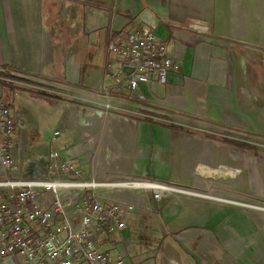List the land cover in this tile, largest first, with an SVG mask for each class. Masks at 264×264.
<instances>
[{
  "label": "crops",
  "instance_id": "0c3cea01",
  "mask_svg": "<svg viewBox=\"0 0 264 264\" xmlns=\"http://www.w3.org/2000/svg\"><path fill=\"white\" fill-rule=\"evenodd\" d=\"M197 20L208 22V34L189 30ZM138 28L154 30L178 70L168 84L153 85L154 98L147 95L143 102H136V93L123 92V108L132 107L127 111L137 122L133 128L118 116L95 115L86 93L103 82L106 74L114 73L116 64L107 49L111 34ZM252 38L264 43V0H0V104L25 125L19 131L15 154L19 174L43 176L46 156L56 149L84 169L87 177L97 180L103 176L115 179V173H120L126 180L150 177L167 181L172 172L168 158L174 149L173 136L166 127L146 122L148 113L155 115L156 110L142 104L191 111L204 105L211 108L213 119L222 121V114L235 116L253 100L246 82L248 58L245 53L240 61L245 71L240 78L243 84L237 85L235 60L230 55L225 60L224 46ZM108 63L112 67L107 68ZM33 89L37 91L33 93ZM19 90L26 92L16 108ZM11 93L13 103H6L5 97ZM39 121L52 124L49 144L29 140V133L37 134ZM54 131L59 137L51 142ZM159 201L148 196L143 208L129 217L127 228L102 237L99 249L124 257L125 264H215V245H210L207 235L216 229L215 218L203 211L163 232L156 239L163 241L161 250L145 245L133 252L136 234L150 228L147 220ZM173 209L174 217L184 210ZM224 217L229 213L225 216L222 210L221 219Z\"/></svg>",
  "mask_w": 264,
  "mask_h": 264
},
{
  "label": "built area",
  "instance_id": "2783aa9c",
  "mask_svg": "<svg viewBox=\"0 0 264 264\" xmlns=\"http://www.w3.org/2000/svg\"><path fill=\"white\" fill-rule=\"evenodd\" d=\"M188 28L209 33L203 20ZM107 49L116 64L114 73L86 93L95 115H114L124 105L125 91L137 93L139 99L154 98L153 85L168 84L178 70L168 47L151 29L112 33ZM24 127L9 107L0 104V264H125L124 257L100 250V239L127 228L129 217L143 208L146 192L155 201L166 193L132 189L128 183H160L131 182L120 173L113 176L116 181L87 177L56 149L46 156L43 176L10 175L19 171L15 154ZM58 137L54 131L51 142ZM131 191L138 193L130 195Z\"/></svg>",
  "mask_w": 264,
  "mask_h": 264
},
{
  "label": "rangeland",
  "instance_id": "374dc122",
  "mask_svg": "<svg viewBox=\"0 0 264 264\" xmlns=\"http://www.w3.org/2000/svg\"><path fill=\"white\" fill-rule=\"evenodd\" d=\"M253 33L257 35V31ZM253 38L250 42L243 40L240 43L230 42L224 46L225 60L229 55L235 60V73L239 77L237 85L243 84L240 78L244 76L242 73L245 67L241 68L240 61L247 53L245 54L248 58L246 71L249 78L246 82L252 89L253 95L252 102L248 103L250 108L240 107L233 117L222 114L223 120L221 121L213 119L209 113L211 108L204 105L199 111H191L173 109V107L167 110L159 105L153 107L150 104H142L143 107L156 110L155 115L148 113L150 118L146 119L151 120L153 116L155 122L174 127L169 129L173 136L172 146L174 148L168 158V162L172 165V172L167 181L150 177L128 178L127 181L144 179L152 183L159 182L171 188L178 187L186 192H194L196 195L166 192L159 201L158 209L155 207L151 209L153 211H150L152 215L147 220L150 228L146 227L144 232L139 231L136 234L134 240L137 242L132 244L133 252L134 249L135 253L140 252L141 247L145 245H149L153 250L154 248L157 251L161 250L160 245L163 241L158 242L156 239L162 236L163 232H170L175 228V224H182L181 220L184 218L195 216L196 213L203 211L212 213L215 218L216 229L214 233L211 230L213 235L204 232V236L207 234L210 237V245L213 243L215 245V264H264L262 252L264 249V99L262 100V96L264 95L261 94V91H264V43ZM233 49L238 52L235 51L234 54ZM33 90V93L37 91ZM25 92L19 90L16 94V108L20 107L19 100ZM135 96L137 97L138 94L136 93ZM11 97L12 93L6 95L5 102L13 103ZM67 99L63 98L64 101ZM143 99L133 100L143 102ZM128 109L133 108L126 105L113 113L121 120L126 119L125 122L132 124L134 128L137 122L131 118L132 113H129ZM123 114H128L127 118H124ZM39 125L37 134L29 133V140L33 144L40 142L49 144L48 137L52 131V124L39 121ZM234 142L241 143L243 146H236ZM201 165L212 170H229L231 174L228 178L202 179L194 174ZM10 175L18 177L20 174L17 171ZM148 196L151 197L149 194ZM173 206L184 210L174 217ZM222 210L225 216L227 212L229 213L228 218L221 219ZM166 215H169V219H165ZM222 234L227 237L226 241L222 240Z\"/></svg>",
  "mask_w": 264,
  "mask_h": 264
},
{
  "label": "bare ground",
  "instance_id": "6f19581e",
  "mask_svg": "<svg viewBox=\"0 0 264 264\" xmlns=\"http://www.w3.org/2000/svg\"><path fill=\"white\" fill-rule=\"evenodd\" d=\"M111 116H114V115H111ZM228 171L221 170V169L220 170H212L211 168H208V167H205L204 165H201V169L197 170L196 175H198V177H202L204 179H211V177H213L214 179L216 177L217 178L218 177H220V178H228V175L230 176V174H231V171H229V172ZM127 186L130 187V188H133V189H135V188H138V189L149 188V189H155V190H159V191H165V192H168V193L178 192V193H184V194L188 193V194L196 195V194H194V192H188V191L186 192L184 190H180V189L175 188V187L171 188L169 186H165V185L158 184V183L157 184H151V183H147V182H143V183H128Z\"/></svg>",
  "mask_w": 264,
  "mask_h": 264
},
{
  "label": "trees",
  "instance_id": "16d2710c",
  "mask_svg": "<svg viewBox=\"0 0 264 264\" xmlns=\"http://www.w3.org/2000/svg\"><path fill=\"white\" fill-rule=\"evenodd\" d=\"M145 120H146V122H151V123L154 122L155 124L157 123L158 125H161V126L167 127L168 129H170V128H174L173 125H169V126H168V125H166V124H164V123H160V122H157V121L155 122V121H151V120H149V119H145ZM234 144H235L236 146H239V147H240V146H243L241 143H235V142H234Z\"/></svg>",
  "mask_w": 264,
  "mask_h": 264
}]
</instances>
